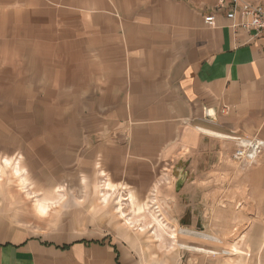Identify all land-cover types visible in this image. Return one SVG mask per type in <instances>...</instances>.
Wrapping results in <instances>:
<instances>
[{
  "label": "crops",
  "instance_id": "1",
  "mask_svg": "<svg viewBox=\"0 0 264 264\" xmlns=\"http://www.w3.org/2000/svg\"><path fill=\"white\" fill-rule=\"evenodd\" d=\"M218 3L78 0L76 6L62 7L61 27L76 24L78 44L85 47L79 49L85 96L91 87L94 94L115 96L87 107L93 110L87 117L101 118L102 127L114 119L113 133H85L78 150H83L84 162L88 159L94 167L99 162L112 186L132 183L135 189L143 182L149 187L165 166L178 164L187 154H210L211 165L206 162L204 171L197 162L191 164L187 187L178 195L183 199L190 192L196 210L192 221L205 223L212 235L229 243L225 235L244 233L230 247L248 256L235 264H264V154L253 165H238L228 154L222 156L223 149L215 152L219 138L201 131L264 139V30L233 28L248 19L238 11L228 18L229 7L218 10ZM207 16L214 17V26L204 23ZM92 105H100V112ZM221 157L227 161L215 165ZM180 231L221 243L201 232ZM12 238L0 237V264H63L51 245L21 233ZM56 250L71 252L75 263L84 257L78 242L67 251ZM211 258L206 254L194 264H219Z\"/></svg>",
  "mask_w": 264,
  "mask_h": 264
},
{
  "label": "rangeland",
  "instance_id": "2",
  "mask_svg": "<svg viewBox=\"0 0 264 264\" xmlns=\"http://www.w3.org/2000/svg\"><path fill=\"white\" fill-rule=\"evenodd\" d=\"M77 4L78 0H0V237L11 240L15 234H26L51 245L63 264L67 257V264H194L206 255L180 249L184 242L215 252L207 255L219 264L240 262L242 256L227 257L224 250L244 233L225 235L229 243L212 235L205 223L192 221L196 210L191 209L190 192L183 199L178 195L184 184L187 187L191 164L197 162L204 171L206 162L211 165L210 154H187L178 164L165 166L149 187L137 183L140 189L132 183L114 187L99 162L95 167L88 159L84 162L83 150H78L83 134L102 131L108 136L114 121L107 119L102 127L101 118L95 122L87 117L93 112L87 107L115 96L94 94L92 87L84 94L79 49L85 47L78 44L76 24L60 25L62 7ZM92 106L100 112V105ZM215 132L264 143L259 135ZM216 143L215 152L223 149L222 156L228 154L234 162L235 141ZM263 154L264 149L252 165ZM223 157L214 164L222 165L227 161ZM184 172L185 182L176 191L177 176ZM120 204L134 229L119 216ZM180 230L214 236L221 243L203 242ZM172 234L179 243H173ZM75 242L102 245L81 244L84 257L75 263L71 252L56 250Z\"/></svg>",
  "mask_w": 264,
  "mask_h": 264
},
{
  "label": "built area",
  "instance_id": "3",
  "mask_svg": "<svg viewBox=\"0 0 264 264\" xmlns=\"http://www.w3.org/2000/svg\"><path fill=\"white\" fill-rule=\"evenodd\" d=\"M224 6L229 7V11L227 13L228 18L232 19L235 15V12L238 11L244 19H248L247 22H243L242 24H233V28L240 25L246 29L255 28L259 31L264 30V4L239 5L238 0H229V2H225V0H219L218 10ZM204 23L208 27L214 26V17H205ZM223 112L224 110H222V113ZM233 141L236 143V149L232 155V159L234 162L239 163V165H252V163L261 155V152L264 149V143L257 138L243 139L237 136L234 137Z\"/></svg>",
  "mask_w": 264,
  "mask_h": 264
},
{
  "label": "bare ground",
  "instance_id": "4",
  "mask_svg": "<svg viewBox=\"0 0 264 264\" xmlns=\"http://www.w3.org/2000/svg\"><path fill=\"white\" fill-rule=\"evenodd\" d=\"M203 133H205V134H208V135H210V136H213V137H215V138H219V139H223V140H227V141H233L234 140V137H232V136H223V135H221V134H215V133H213V132H210V131H205V130H201ZM123 200L125 199V198H122ZM104 200V199H103ZM123 200H120V201H123ZM126 201V200H125ZM118 213H119V216L121 217V218H123V222H124V224L126 225V226H128L129 228H132V229H134L133 228V225H132V222H129V220L128 219H126L125 217H124V213H123V208H122V206H121V204L119 205V208H118ZM156 221V223L158 224V226H160V227H162V225L159 223V221H157V220H155ZM155 226V225H154ZM139 231H143L141 228H139L138 229ZM162 230V229H161ZM163 232V231H162ZM170 236V235H169ZM170 239L173 241V243H179V241L177 242V236H176V234H172L171 236H170ZM163 244V243H162ZM180 244V246H179V248L180 249H184V250H187V251H189V252H193V253H204V254H214L215 252H210L209 251V249H206V248H204V247H201L199 244H197V245H195V246H193V245H190V244H188V243H185L184 242V244L182 243H179ZM205 246V245H204ZM207 246V245H206ZM218 246V245H217ZM213 251V250H212ZM222 252V251H221ZM224 253H225V255L228 257V256H243V257H247L248 256V254H243V253H241L236 247H229L228 249H225L224 250Z\"/></svg>",
  "mask_w": 264,
  "mask_h": 264
},
{
  "label": "water",
  "instance_id": "5",
  "mask_svg": "<svg viewBox=\"0 0 264 264\" xmlns=\"http://www.w3.org/2000/svg\"><path fill=\"white\" fill-rule=\"evenodd\" d=\"M186 176L187 174L185 172L177 176V181L175 182L176 191H178L182 187L183 183L185 182Z\"/></svg>",
  "mask_w": 264,
  "mask_h": 264
},
{
  "label": "trees",
  "instance_id": "6",
  "mask_svg": "<svg viewBox=\"0 0 264 264\" xmlns=\"http://www.w3.org/2000/svg\"><path fill=\"white\" fill-rule=\"evenodd\" d=\"M81 244H84L85 246H89L91 244H96V245H102V242L99 243V242H80ZM74 244V243H73ZM73 244H69V245H64L62 247H58L57 249L61 250V251H67L70 249V247L73 245ZM114 249V248H113ZM115 253H116V250H115Z\"/></svg>",
  "mask_w": 264,
  "mask_h": 264
}]
</instances>
